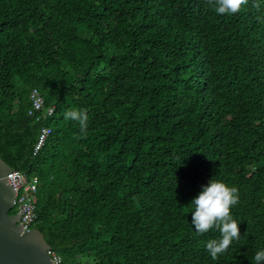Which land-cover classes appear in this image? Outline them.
Instances as JSON below:
<instances>
[{"label": "trees", "instance_id": "trees-1", "mask_svg": "<svg viewBox=\"0 0 264 264\" xmlns=\"http://www.w3.org/2000/svg\"><path fill=\"white\" fill-rule=\"evenodd\" d=\"M34 89L52 116L29 115ZM0 158L39 180L34 228L65 264H253L264 0L231 16L207 0H0ZM213 177L240 197L241 238L217 260L191 205Z\"/></svg>", "mask_w": 264, "mask_h": 264}, {"label": "clouds", "instance_id": "clouds-1", "mask_svg": "<svg viewBox=\"0 0 264 264\" xmlns=\"http://www.w3.org/2000/svg\"><path fill=\"white\" fill-rule=\"evenodd\" d=\"M218 15H234L241 12L248 5L249 0H207ZM257 10L260 5H254ZM261 19V17H257ZM65 119L78 122L81 136H86L88 114L83 109H69L64 113ZM80 138V137H77ZM239 189L224 180L213 177L208 184L192 200V225L200 234L216 230L218 238H211L205 248L213 260L225 254L233 242L239 241L240 223L233 218L231 209L239 203ZM253 264H264V249L257 250L253 257Z\"/></svg>", "mask_w": 264, "mask_h": 264}, {"label": "water", "instance_id": "water-1", "mask_svg": "<svg viewBox=\"0 0 264 264\" xmlns=\"http://www.w3.org/2000/svg\"><path fill=\"white\" fill-rule=\"evenodd\" d=\"M13 169L0 158V264H53L51 246L38 229L23 232L20 215H11L16 192L7 176Z\"/></svg>", "mask_w": 264, "mask_h": 264}, {"label": "built area", "instance_id": "built-area-1", "mask_svg": "<svg viewBox=\"0 0 264 264\" xmlns=\"http://www.w3.org/2000/svg\"><path fill=\"white\" fill-rule=\"evenodd\" d=\"M31 108L29 115L35 117L38 121L41 118H47L53 115V108L45 107V100L38 89H34L30 95ZM52 130L50 128H43L38 142L35 146V152H39L47 143ZM7 180L12 189L16 192L15 207L18 208L20 215L19 224L23 227V232H30L34 230V225L37 220L36 204L39 180L37 178H29L25 173L17 170H12ZM53 264H65L61 256L54 251H49Z\"/></svg>", "mask_w": 264, "mask_h": 264}, {"label": "rangeland", "instance_id": "rangeland-1", "mask_svg": "<svg viewBox=\"0 0 264 264\" xmlns=\"http://www.w3.org/2000/svg\"><path fill=\"white\" fill-rule=\"evenodd\" d=\"M13 210H15L16 212H18V208L17 207H15Z\"/></svg>", "mask_w": 264, "mask_h": 264}]
</instances>
